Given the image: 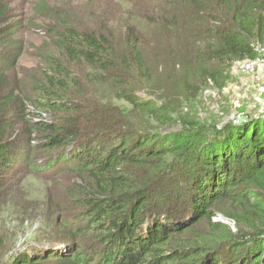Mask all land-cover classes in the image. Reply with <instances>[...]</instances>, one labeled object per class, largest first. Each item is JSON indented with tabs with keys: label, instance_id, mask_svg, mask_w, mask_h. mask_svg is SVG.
<instances>
[{
	"label": "trees",
	"instance_id": "trees-1",
	"mask_svg": "<svg viewBox=\"0 0 264 264\" xmlns=\"http://www.w3.org/2000/svg\"><path fill=\"white\" fill-rule=\"evenodd\" d=\"M127 3L121 28L53 29L51 50L21 69L0 0V199L8 175L35 173L52 216L74 212L54 245L9 264H264V111L222 124L228 111L202 99L256 57L264 0ZM148 29L175 61L158 63L174 72L164 85Z\"/></svg>",
	"mask_w": 264,
	"mask_h": 264
},
{
	"label": "rangeland",
	"instance_id": "rangeland-1",
	"mask_svg": "<svg viewBox=\"0 0 264 264\" xmlns=\"http://www.w3.org/2000/svg\"><path fill=\"white\" fill-rule=\"evenodd\" d=\"M5 1L12 15L10 22L17 24V36L23 41L24 51L19 62L21 69L29 68L37 63L41 48H47V51L51 50V42H49L51 30H62V26H69L81 31L91 28L103 29L108 28L109 23H112L115 28H121L124 23L122 17L125 8L130 10L137 8V5L127 3L131 0ZM157 1L155 0V2ZM113 27L112 29H115ZM144 38L150 42L149 49L145 51L146 61L157 66V75L164 85V79L172 78L174 72L168 70V75H164L158 63L164 58L166 61L163 63L172 67L175 62L173 55L170 53L166 57H161V50L166 47V39L159 36L154 29ZM256 53L262 59L257 66L256 75L249 76L241 73L235 64L221 91L211 87L205 88L202 99L213 97L218 101V104L214 103L215 108H219L223 112L224 110L228 111L223 114L222 124L239 119L246 114L251 116L264 111V53ZM193 94L194 90H190L186 96ZM237 104L238 107L235 108L234 105ZM189 111H191L189 108H184L182 113ZM26 174H23V177L18 172L8 175L4 179L8 190L0 199V264H9L10 259L16 253L28 252L36 247L54 245L55 242H52L50 237L54 235L53 229H58L57 224L60 221L68 223L74 221V212L70 213L73 211L72 209L60 212L57 217L52 216L45 202L46 187L50 182L36 176L35 173L29 174L28 177ZM59 179L62 191L70 187L71 181L69 183V180H65L64 176ZM231 225L235 229L234 225Z\"/></svg>",
	"mask_w": 264,
	"mask_h": 264
},
{
	"label": "built area",
	"instance_id": "built-area-1",
	"mask_svg": "<svg viewBox=\"0 0 264 264\" xmlns=\"http://www.w3.org/2000/svg\"><path fill=\"white\" fill-rule=\"evenodd\" d=\"M254 49L256 52L264 53V43H260V42L254 43ZM257 55H259V54L256 53V57L253 59H249V60H245L243 62L237 63L236 67H237L238 71H240L241 73H244L246 75H249V76L256 75L257 66H258L260 60H262Z\"/></svg>",
	"mask_w": 264,
	"mask_h": 264
},
{
	"label": "water",
	"instance_id": "water-1",
	"mask_svg": "<svg viewBox=\"0 0 264 264\" xmlns=\"http://www.w3.org/2000/svg\"><path fill=\"white\" fill-rule=\"evenodd\" d=\"M261 112L262 111H260L259 113H257V114H254V115H251L250 117H249V119H251V118H255V117H258L260 114H261ZM216 220H221V221H227L225 218H216Z\"/></svg>",
	"mask_w": 264,
	"mask_h": 264
}]
</instances>
